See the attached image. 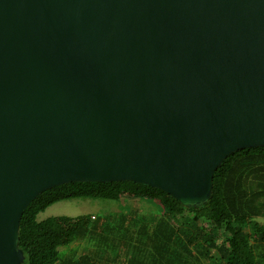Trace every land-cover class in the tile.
Listing matches in <instances>:
<instances>
[{
  "label": "water",
  "instance_id": "obj_1",
  "mask_svg": "<svg viewBox=\"0 0 264 264\" xmlns=\"http://www.w3.org/2000/svg\"><path fill=\"white\" fill-rule=\"evenodd\" d=\"M264 147V0H0V264L71 182H135L186 208Z\"/></svg>",
  "mask_w": 264,
  "mask_h": 264
},
{
  "label": "trees",
  "instance_id": "obj_2",
  "mask_svg": "<svg viewBox=\"0 0 264 264\" xmlns=\"http://www.w3.org/2000/svg\"><path fill=\"white\" fill-rule=\"evenodd\" d=\"M126 193L153 209L124 210ZM73 199L113 200L119 207L38 220L49 206ZM78 242L81 248L72 246ZM19 247L23 264H264V147L229 155L214 174L212 198L196 208L129 181L50 188L24 212Z\"/></svg>",
  "mask_w": 264,
  "mask_h": 264
},
{
  "label": "rangeland",
  "instance_id": "obj_3",
  "mask_svg": "<svg viewBox=\"0 0 264 264\" xmlns=\"http://www.w3.org/2000/svg\"><path fill=\"white\" fill-rule=\"evenodd\" d=\"M121 207L124 210H136L142 211L147 209H153L151 204L140 200L135 194L126 193L121 197L120 200ZM118 206L113 200L104 199H73L57 202L49 206L44 212L38 215V220H44L52 216H70L75 217L85 213H94L98 215H106V213L113 207ZM119 207V206H118ZM117 207V208H118ZM81 242L74 243L72 246L75 248L82 247ZM64 249V248H62Z\"/></svg>",
  "mask_w": 264,
  "mask_h": 264
}]
</instances>
